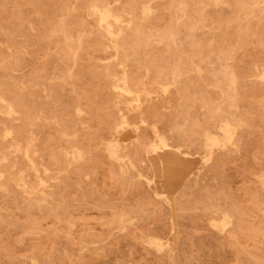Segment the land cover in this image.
I'll use <instances>...</instances> for the list:
<instances>
[{"label":"rangeland","instance_id":"374dc122","mask_svg":"<svg viewBox=\"0 0 264 264\" xmlns=\"http://www.w3.org/2000/svg\"><path fill=\"white\" fill-rule=\"evenodd\" d=\"M0 264H264V0H0Z\"/></svg>","mask_w":264,"mask_h":264},{"label":"bare ground","instance_id":"6f19581e","mask_svg":"<svg viewBox=\"0 0 264 264\" xmlns=\"http://www.w3.org/2000/svg\"><path fill=\"white\" fill-rule=\"evenodd\" d=\"M96 8L98 9L97 6ZM98 10H99L100 21L106 22L108 24V27H110L109 18L116 17L112 12V10L109 7H105L103 9H98ZM109 32H111L110 29ZM174 68L176 69L175 65ZM168 75H171L170 77L172 81L170 82L177 87L179 82V74H177L176 70H173ZM128 77L129 76L124 74V78H123V83L125 86L124 90L131 92L132 89L128 83ZM166 77L163 76L158 78L157 80H154V82L157 85H160L164 90H166L167 86L169 85V82L166 83L165 81H163ZM228 86L229 85H227V87ZM145 91L149 92V90H145ZM233 119L229 118L228 116H223L214 125L206 126L203 132V142L201 143V146L199 148L202 147L205 150H208L209 153H212L216 147H220V148L227 147V143L232 144L234 146L235 145L234 139L236 137L238 124ZM125 123H127V118L124 116L122 117L120 123L116 125V128L118 129L119 127L123 126ZM212 127H214V129ZM216 130L220 131L222 135L218 134ZM154 131L156 138L155 141L150 142L144 149L143 148H139V149L144 150L145 155L148 158L152 157L151 158L152 160L153 158L160 160V165L162 166V174L154 177L156 181V192L159 195L166 194V196H169L171 192H174L175 188L167 187L166 185L167 181H171L173 185L176 183V191H177V189L180 188L184 184V182L192 181L191 176L196 173L195 170L197 168V164L194 163L196 162V160H194V158L191 157L192 155L191 150L182 151L183 150L182 147H185L184 144L172 143L168 140V137L166 135L159 133V131L156 129ZM110 150L113 154H115V156L119 155L115 147H111ZM181 153H183V156H180ZM182 157H186V158H182ZM169 167H172L173 172L170 173V171H168ZM215 212H218V210H215ZM221 213H222V218H221L222 224L228 225L233 223V216L228 209L222 210ZM212 223L213 224L216 223L215 219L212 220Z\"/></svg>","mask_w":264,"mask_h":264}]
</instances>
